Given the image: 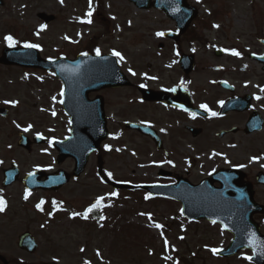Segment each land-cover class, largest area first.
I'll return each mask as SVG.
<instances>
[{"label": "rangeland", "instance_id": "1", "mask_svg": "<svg viewBox=\"0 0 264 264\" xmlns=\"http://www.w3.org/2000/svg\"><path fill=\"white\" fill-rule=\"evenodd\" d=\"M3 3L0 56L9 48L6 37L11 36L15 41L12 46L38 45L41 56L51 60L63 55L74 59L87 49H99L103 55L119 52L123 57L114 55L133 86L89 96H101L105 101L110 137L102 144L101 155L104 172L108 176L111 173L109 177L116 182L142 184L147 174L152 177L162 165L168 169L166 159L155 148L124 128L125 122L139 123L142 116L150 117L147 108L137 105L140 83L160 91L185 83L196 97L230 94L212 86L215 80H221L232 84L237 93L264 95L263 67L249 57L264 53L259 42L264 39V0H188L199 10L186 35L194 34L198 41L180 47V55H193L196 60L194 71L188 76L180 70L173 51L170 53L164 46L163 54H156L163 43L157 33L177 31L175 23L162 14L139 11L127 0ZM40 14L54 18L43 23ZM168 46L171 49V44ZM217 50L224 52L223 57L215 55ZM233 52L239 55H232ZM62 94V84L52 72L0 66V109L7 108L10 115L7 119L0 117V199L6 204L0 212V256L8 264H253L248 259L252 257L250 251L233 259H220L213 250L227 247L231 235L205 221L187 224L179 203L151 201L138 193L109 188L98 175V155L90 158L77 181H71L58 193L27 192L22 180L36 170H74L71 159L56 163L58 152L53 147L56 140L67 139L71 131L61 105ZM152 114L155 116L150 117L151 121L165 116L158 111ZM20 133L30 139L41 136L48 143L35 145L28 153L18 147ZM255 146L264 152V135ZM240 149L229 147L227 155L234 163L253 165L252 169L258 171L261 165L253 162L262 161L264 155L243 159L239 157ZM179 152L195 165L205 157L194 156L199 150ZM13 164L20 170V179L3 188L2 171ZM184 165L182 162L181 171ZM198 165L197 175L203 174ZM178 169L173 172L176 174ZM97 201L104 217L91 222L88 209ZM157 224L162 227H155ZM261 226L264 233V224ZM25 233L37 242L33 254L18 247V238Z\"/></svg>", "mask_w": 264, "mask_h": 264}, {"label": "water", "instance_id": "2", "mask_svg": "<svg viewBox=\"0 0 264 264\" xmlns=\"http://www.w3.org/2000/svg\"><path fill=\"white\" fill-rule=\"evenodd\" d=\"M138 8L147 10L151 6L157 10L163 11L168 18H172L177 23V28L182 33L186 32L191 22L197 17L198 11L187 4V0H129ZM0 0V6H1ZM45 18V17H44ZM48 21L47 18H45ZM264 43V40L262 41ZM218 56L222 53L218 52ZM264 64V58H258ZM182 70L187 74L192 72L194 60L191 57H182ZM0 64L5 66H17L26 68L43 69L46 71L55 70V75L59 77L63 83V109L70 117L72 126V136L66 142L58 141L55 144L59 157L57 163L64 162L71 157L76 162V168L73 177L75 179L84 171L88 164L89 157L92 153L99 151L100 144L108 138V128H106V118L104 111V100L97 97L91 101L88 95L92 92L108 89H118L129 87L124 74H122L119 63L110 55L92 56L84 54L78 56L74 61H70L66 57L61 59L45 61L39 56V53L30 48H11L6 50ZM223 88H229V85L221 84ZM233 91V90H232ZM141 94L145 101H162L168 100V94H157L153 91L140 88ZM177 98H189L188 93L181 89L175 90ZM250 98L237 99L236 101L227 102L224 106V112L229 110L244 111L250 106ZM179 106H185V109H191L189 101L177 102ZM173 103V104H177ZM181 104V105H180ZM185 104V105H183ZM177 105V106H178ZM0 115H8L5 109L0 110ZM258 117L254 115L249 124L250 131L253 128ZM127 127L143 132L146 135L155 137L150 134V129L140 127L134 123ZM261 128V127H260ZM259 128V129H260ZM38 144H44L42 138H35ZM21 148L28 151L31 150V142L29 139L21 135L18 142ZM99 172L102 173L103 161L100 157ZM239 174L233 170L219 171L209 182H204L198 187H192L188 182H183L174 187L162 186H130L127 184H119L116 182H106L113 186L115 190L134 189L148 191L152 197L168 198L173 201H179L182 204L183 215L187 220L206 221L222 225L225 231L233 235V242L227 249L219 252L221 257H233L235 254L244 249L253 252L252 262L254 264H264V236L261 234L259 226L253 221V215L256 213L264 214V207L258 206L254 202L253 193L245 192V199L242 201L235 198L236 193L232 192L234 185L230 183L231 179L236 178ZM5 180L3 187L11 186L19 179V170L16 165L10 170L4 171ZM262 176V175H261ZM46 178L45 182H41L42 178ZM70 175L63 171H58L53 175H45L43 172H36L25 178L24 186L29 191L43 189L45 191H58L62 186L69 183ZM219 181L222 189L215 190L212 183ZM260 184H264V178L258 180ZM19 247L30 253H34L37 248L35 239L28 234H24L19 238ZM0 259L5 262L3 258ZM6 263V262H5ZM56 264V263H48Z\"/></svg>", "mask_w": 264, "mask_h": 264}, {"label": "flooded vegetation", "instance_id": "3", "mask_svg": "<svg viewBox=\"0 0 264 264\" xmlns=\"http://www.w3.org/2000/svg\"><path fill=\"white\" fill-rule=\"evenodd\" d=\"M151 11L164 16L160 11L149 10L148 12ZM187 34L189 32L178 39L175 35L169 39L166 33L163 36L157 35L163 43L160 44L156 54L161 55L163 54L161 52L167 49L170 53L173 51L179 59L180 52L182 51L180 49L181 45L198 41L196 35L191 34V36L187 37ZM170 44L171 49L168 46ZM259 55L264 56V53H260ZM140 84L149 87L146 83ZM216 84L217 81L213 83L214 86ZM181 86L188 89V85L185 83L181 84ZM248 94L252 97V104L249 109L245 111H229L227 114L223 112L222 106L225 101L245 97ZM173 97H170L171 100H162L161 102H144L140 100V103H137L140 107L148 109L150 117L155 116L152 114L155 111L165 114L162 119L155 120L158 123L154 120L151 121L150 117H146L145 115L147 114L144 115L145 117H138L140 120L139 124L153 128L155 134L160 139L159 141L140 135L136 131H130L138 134L141 138L143 137L148 147L155 148L157 153L161 155V158L166 159L164 163L168 166V169H166L162 165V168L157 173L154 172L152 177H150V174H147L144 183L151 185H176L179 184L180 180H185L184 182L188 181L191 185L198 186L199 183L209 180L211 176L221 169H233L239 171L241 174H236V178L231 179L230 183L234 185V188L228 189V191L231 192L233 189L232 192L236 193L235 198L241 201L246 198L245 192L253 193L255 201L264 206V186L258 183L259 175L264 174V159L253 162V164L257 163L261 165L260 169L255 171L252 169L253 165L250 166L245 163L236 164L234 163V159H231L230 155H227L229 147H241L239 157L243 159L246 157L249 159L251 157L259 159L264 155V152L258 151L255 146L257 140L264 135V95H255L253 92H248L196 97L195 92H192L189 99L193 103V107L199 110L198 112L183 110L172 105L171 103L173 102L187 99H173ZM204 106H207V110H205ZM212 113H216V115H212ZM257 113L262 118V128L249 132L247 128L249 121ZM9 116L7 115L5 119L9 118ZM258 124L260 123L256 120L254 126ZM182 149L199 150L194 156L199 158L200 155L205 156L202 158L205 161L202 160L197 165L194 162H187L189 158H185L183 154H179V151ZM182 162L186 163L183 171L180 170ZM198 164L202 166L203 174L197 175L196 168L199 166ZM175 168H179L176 170V174L173 172ZM132 182L136 183L135 181ZM213 187L219 189L220 184L215 182L213 183ZM143 196L144 198H150V195L147 193ZM253 219L259 223L262 229L261 224H264V215L255 214Z\"/></svg>", "mask_w": 264, "mask_h": 264}, {"label": "snow or ice", "instance_id": "4", "mask_svg": "<svg viewBox=\"0 0 264 264\" xmlns=\"http://www.w3.org/2000/svg\"><path fill=\"white\" fill-rule=\"evenodd\" d=\"M61 2H62V0H61ZM88 15H89V17H91L92 13L89 12ZM88 22L91 23V20H89ZM157 35L158 36H163L164 33L163 32L157 33ZM6 39L8 40L10 46H12V45L15 44V41L13 40V38L11 36L6 37ZM24 47H26V48H38L39 46L38 45H35V44H25ZM97 55H100L99 49H97ZM113 55H115L117 57H120V59H123V57L121 56V54L119 52H114ZM232 55H237L238 56L239 53L238 52H233ZM133 75H135V73H133ZM141 87H143V85H141ZM204 107H205V110H207V106H204ZM212 115H216V113H212ZM109 176H111V173H109ZM99 204H100V202L97 201V204L94 207H99ZM5 207H6L5 201H3L2 199H0V212H3L5 210ZM37 207L39 208L41 206L38 205ZM41 210H42V208H41ZM88 211L91 212L92 209L90 208V209H88ZM75 215H79V213H77ZM84 218L85 219L88 218L87 217V213L84 214ZM155 227H158L159 228V227H162V226L159 225V224H157V225H155ZM213 251L214 252H219V250H217V249H214ZM248 259H251V258L249 257Z\"/></svg>", "mask_w": 264, "mask_h": 264}]
</instances>
